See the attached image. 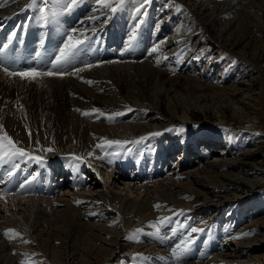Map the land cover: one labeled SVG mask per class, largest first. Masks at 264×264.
<instances>
[{"label": "bare ground", "instance_id": "bare-ground-1", "mask_svg": "<svg viewBox=\"0 0 264 264\" xmlns=\"http://www.w3.org/2000/svg\"><path fill=\"white\" fill-rule=\"evenodd\" d=\"M188 1L216 42L225 46L245 30L253 37L245 36L243 46L254 40L255 49L263 47L264 0ZM70 3L0 0L2 34L19 24H51L47 46L63 28L65 40H84L63 76L22 79L0 69V132L42 158H0V264H243L251 254L264 256V209L245 212L234 200L236 181L264 180L263 173L234 169L254 148L229 159L221 148L210 150L211 141L187 144L175 131L153 135L148 145L140 141L141 134L186 118L183 90L200 88L203 80L218 85L220 74L211 76L218 61L204 62L181 47L184 10L163 2L144 14L137 1ZM252 61L251 75L230 86L247 89L259 79L264 110V63ZM185 247L177 261L174 253Z\"/></svg>", "mask_w": 264, "mask_h": 264}, {"label": "rangeland", "instance_id": "rangeland-1", "mask_svg": "<svg viewBox=\"0 0 264 264\" xmlns=\"http://www.w3.org/2000/svg\"><path fill=\"white\" fill-rule=\"evenodd\" d=\"M127 1H137L139 4L136 8L138 7L140 13L143 14L150 6L159 2H163L167 7L169 5V8H182L185 13L183 17L186 16L188 22L183 23V25L185 24L186 26L183 28V35L187 36V39H181V47H183L182 49H184V52H190L204 62L208 60L212 61V58L218 61V65H216L211 75L215 77L218 73L220 74L218 76L219 80L217 81L218 85H213L212 81H210V83L209 80H203L204 86L183 90L184 99L180 101L183 103V106L189 107L186 118L184 120L179 119V125L177 121L167 124L158 131V134H167L175 131V134L178 135L179 133L186 138L185 141H187V144L193 143V145L197 144L200 139L208 140L205 142L211 141L212 144L209 145L211 146L210 150H213V148L214 150L221 148L227 153V158L229 159H233L235 154L246 148H254L252 153L253 156L236 161L234 163V169L243 173L257 172L264 174V110L262 109L263 99L260 93V80L253 78L247 89L238 88L234 90V88L230 86L233 81L244 80L248 75H251V72L255 70L252 59L254 61L262 60L264 63V45L262 48L259 47L255 49L254 45L256 46L257 44L252 40L248 43L249 45L243 46V38L245 36L253 37L252 33L243 30L240 34L234 35L232 39L228 38L225 48L224 44L218 43L214 38H211L212 35L210 30H208L207 23H203L202 19L201 23V20H199L202 16L201 13L197 10H194V12L188 11L187 7H190V2L188 0H183L184 3H181L179 0H149L148 3L143 4V7H141L142 0H123V3H119V0H110L113 6H120ZM233 38H236V40L233 41ZM232 42L236 45L235 49H231L227 46ZM201 45L203 47H200ZM241 47L243 48L242 50ZM238 49L243 52L241 54H236V50ZM179 113H181V109H179ZM156 131L157 130H149L141 134L140 136L145 138L143 140L140 139L141 143L148 145L150 143L149 138L153 136V133H157ZM0 134L2 136L4 133L0 132ZM152 143L153 141L151 144ZM152 149H154V147H150L151 151ZM195 159L197 158H192V161ZM169 161L165 166H162L164 168L168 166L170 163ZM173 161L174 160H172V162ZM161 164L162 163H158L156 166ZM119 165L120 164H118V166ZM94 182L93 180V183ZM235 186L238 191H240V197L234 198L235 203L240 201L239 206L245 212L262 211L264 209V180L254 186L242 181H236ZM178 209L182 211L180 208ZM182 212L187 214L188 209H183ZM255 227L256 225H253L251 228ZM203 228L207 230L210 226ZM142 232L146 231L143 230L140 233ZM191 236L195 235L192 234ZM174 241L178 242L179 240L174 238ZM213 250V247L208 248V251L211 253L214 252ZM254 252L255 250L253 253ZM198 254L199 253H195L192 257H198ZM243 264H264V256L251 254L248 260Z\"/></svg>", "mask_w": 264, "mask_h": 264}, {"label": "snow or ice", "instance_id": "snow-or-ice-1", "mask_svg": "<svg viewBox=\"0 0 264 264\" xmlns=\"http://www.w3.org/2000/svg\"><path fill=\"white\" fill-rule=\"evenodd\" d=\"M35 2V0H34ZM79 0H71V3L68 5L69 8L75 6ZM149 0H142L143 7L144 3H148ZM98 3L102 4L105 7L110 6V0H98ZM119 3H123V0H119ZM113 12H115L117 9L113 7L111 9ZM137 11H140V9H137ZM13 35H15L13 33ZM11 43V37H9V41L6 44H3L2 47H0V52H3L4 49L9 47V44ZM84 43V40L81 39H73L72 35H69L67 40L64 41L63 46L59 48V53L56 55L55 59L51 62V68L45 71H38L34 68H29L28 70L21 71L19 69L10 68L5 63L0 62V69H2L7 75L9 76H19L22 79H36L40 76H63L65 73V69L62 68V64L66 62L74 53L79 49L80 46H82ZM158 49L156 47L151 49V52H156ZM14 63V62H13ZM92 65H87V67H91ZM83 68H75L74 72L78 73L83 71ZM89 83H91L89 81ZM96 110L94 109L93 112ZM87 114V113H85ZM115 115L119 116L122 115V113L117 112ZM152 135H158V133H153ZM29 136L31 137V132H29ZM141 140L145 139L144 137L140 138ZM19 142H15L12 140L11 137L8 136V134L5 132L2 136H0V158H7L8 161H12L17 157L20 158H27L28 160H34L37 162H42V158L38 155H32L30 152L25 150V148L18 147ZM37 145L39 144V141L37 140L35 142ZM106 144L108 145H121L124 142L121 141H115V140H106ZM98 147L100 145H97ZM44 151H52V149L47 148L44 149ZM91 155V153H89ZM102 158V157H101ZM79 159V158H77ZM15 167V165H13ZM9 177L13 175V172L10 170L8 172ZM21 187H24V184L20 185ZM77 203H80L77 201ZM11 231V230H8ZM202 231V229L198 228H192L191 232L196 233ZM25 243H28V241H25ZM177 248H180L179 245H177ZM188 251V248L185 247L182 249L179 255H175V258L177 261H179L182 256Z\"/></svg>", "mask_w": 264, "mask_h": 264}]
</instances>
